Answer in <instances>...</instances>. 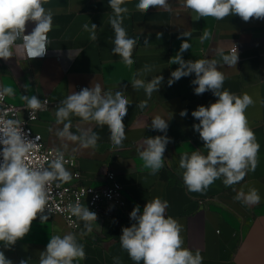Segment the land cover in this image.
Masks as SVG:
<instances>
[{
  "label": "crops",
  "instance_id": "obj_1",
  "mask_svg": "<svg viewBox=\"0 0 264 264\" xmlns=\"http://www.w3.org/2000/svg\"><path fill=\"white\" fill-rule=\"evenodd\" d=\"M137 3L138 0H126L122 5L129 9L123 14L122 26L127 36L137 41L131 66L112 53L115 33L109 23L113 15L109 0H48L43 6L53 12V27L47 34L51 42L46 55L29 60L22 49L14 47L9 60L0 59V87L14 89L13 95H7L9 102L26 106L24 97L36 95L51 104L46 111L39 112L32 127L48 146L74 157L75 167L65 166L72 174L69 182L76 181L73 176L76 169L82 175V183L101 186L108 182V172L114 171L125 187L126 196L123 210L97 218L92 222L91 232L84 221L81 231L73 232L61 215H47L48 220L43 222L37 217L24 238L9 249L0 242V251L12 264H20L21 260L39 264L40 252L46 249L51 236L72 233L86 253L85 259L74 260L73 264H116L114 257H119V264H135L121 248L122 228L134 222L129 214L135 205L142 212L147 201L160 197L168 201L166 216L176 219L181 226L182 247L191 249L193 254L199 250L202 264H264V20L252 18L244 22L237 15L222 20L199 18L184 6V0H167V7L150 8L147 12L138 11ZM85 24L97 25L96 40L90 39ZM34 27L33 22H28L25 34ZM182 32L191 35L178 39ZM205 32L210 36L202 40ZM157 33H162L159 39ZM183 40L191 44L182 54L185 61L216 60L218 70L225 76L222 90L239 96L247 94L253 100L245 115L260 145L258 164L254 172L249 171L231 187H226L221 177L204 193H190L182 180L180 156L195 150L207 155L199 133L192 128L199 121L191 113L198 106H208L218 99L211 91L194 93L196 86L191 83L194 73L168 86L171 72L179 67L170 59L175 57ZM235 44H239L238 61L233 66L225 65L218 53L223 50L224 54H230ZM146 65L152 71L143 72ZM156 75H162L164 81L150 98L143 88L134 89L131 85L135 78L150 81ZM96 84L105 92L124 91L130 100L123 121L126 139L118 150L113 149L107 126L100 127L75 115L69 118L70 131L76 135L82 131L97 133L96 148L85 149L78 141L61 140L56 135V130L63 128V124H56L57 105L71 93ZM142 101H146L143 109L138 107ZM185 109L188 114L181 117L180 112ZM156 116L168 122L166 135L171 142L164 153V167L151 175L143 167L139 150L148 137L165 135L151 128ZM251 188L258 191V204L246 205L234 199L237 192L247 194Z\"/></svg>",
  "mask_w": 264,
  "mask_h": 264
},
{
  "label": "clouds",
  "instance_id": "obj_2",
  "mask_svg": "<svg viewBox=\"0 0 264 264\" xmlns=\"http://www.w3.org/2000/svg\"><path fill=\"white\" fill-rule=\"evenodd\" d=\"M48 0H0V59L9 60L14 54V47L22 49L29 60L42 58L46 55L50 40L48 33L53 27V12L43 6ZM126 0H109V7L113 15L109 23L114 30L115 39L112 53L121 57L125 65L131 66L133 48L137 41L127 36L123 25L124 15L129 9ZM167 0H138L136 9L147 12L150 8L167 7ZM184 6L194 11L199 18L213 17L222 20L229 15H237L244 22L252 18L264 20V0H184ZM33 22L35 27L29 34H25L26 25ZM90 32V39L96 40L97 25H83ZM191 33L182 32L181 37H190ZM162 33H157V39ZM210 33L205 32L202 40L208 39ZM21 40V44H16ZM147 39L145 44H147ZM191 48L188 40H183L179 51L170 59L172 64L179 65L167 81L172 86L183 77L195 74L191 81L196 95L211 93L218 99L208 106H198L191 115L199 123L192 125L203 141V148L207 155L195 150L184 153L179 159L182 169L184 186L190 193H204L215 180L223 177L226 187L241 182L249 171L254 172L257 164V154L260 145L254 131L249 127L246 109L253 104L252 98L222 90L225 81L224 74L218 70V62L214 59H196L185 61L182 54ZM224 64L236 65L238 53L235 48L230 54L218 53ZM143 72L152 71L151 66H145ZM164 77L156 75L152 79L135 78L132 81L134 89L143 88L150 98L153 92H158ZM14 94L12 87H0V99ZM26 106L31 109V116L35 112L46 111L48 100L41 101L36 95L25 96ZM130 100L124 91H102L100 84L91 88H83L66 96L56 107V124H63L62 129L56 130L61 140L78 141L82 148L97 146L99 135L94 132L82 131L76 135L70 131L71 115L80 117L84 121H94L98 126H107L114 150L122 147L125 136L124 118L127 115ZM138 107H146V101ZM187 110L180 112L181 117L187 116ZM67 121V123H65ZM18 120L8 119L0 121V242L5 249L11 248L24 238L30 231L32 222L39 215L41 222L48 220L44 215L50 199V192L55 182L57 188L61 183L72 179V174L65 168L63 153L48 162V166H31L28 162L29 153L36 148L32 139L28 138ZM168 122L156 116L151 123L153 130L165 135L148 137L143 141V148L139 156L144 162L143 167L155 175L164 167V153L171 138L166 135ZM52 131V129H49ZM38 139V138H37ZM235 191V189H233ZM236 200L246 205L260 202L257 189L251 188L246 194L237 192ZM168 201L155 197L147 201L141 212L140 206L135 205L130 212V220L134 221L130 227L122 228L119 237L121 248L125 250L135 264H202L203 257L199 250L193 254L191 249L182 247L180 236L181 226L171 216H166ZM71 215L85 222L88 232L92 231V222L97 221V214L87 206L76 203L69 205ZM86 258L84 245L77 241L74 234L63 236L53 235L40 252L39 264H73L74 260ZM119 264V257L113 258ZM0 264H12L4 252L0 251ZM20 264H28L21 260Z\"/></svg>",
  "mask_w": 264,
  "mask_h": 264
},
{
  "label": "built area",
  "instance_id": "obj_3",
  "mask_svg": "<svg viewBox=\"0 0 264 264\" xmlns=\"http://www.w3.org/2000/svg\"><path fill=\"white\" fill-rule=\"evenodd\" d=\"M235 48L238 53L239 44H235L230 49V53ZM50 105L48 101V107ZM31 112L32 110L28 109L27 106H19L9 102L7 95L3 99H0V121L8 119L20 121L22 124L21 127L28 135V138L32 139L36 144V148L29 153L28 162L30 165H43L47 167L48 162L54 159L56 154L60 152L64 156V166L75 167L76 161L74 157L59 149L48 146L43 136L34 131L32 123L38 119L40 111L35 112L34 116L30 115ZM0 149H2V145H0ZM0 162H2V156H0ZM73 176L76 181L61 183L59 188L55 186V182L53 183L50 199L43 213L44 215H61L73 232H79L82 229L83 221L71 215L68 210L69 205L80 203L81 205L87 206L90 211L97 214V218L113 216L115 211L121 212L125 207V187L114 171L108 172V182L101 186L82 183L80 181L82 175L76 169L73 172Z\"/></svg>",
  "mask_w": 264,
  "mask_h": 264
}]
</instances>
